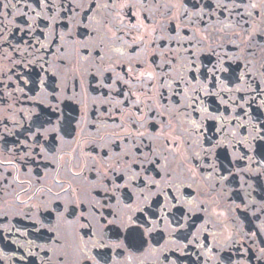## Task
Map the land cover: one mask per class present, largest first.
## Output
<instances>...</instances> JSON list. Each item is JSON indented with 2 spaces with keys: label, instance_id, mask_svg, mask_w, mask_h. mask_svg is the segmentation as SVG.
<instances>
[{
  "label": "flooded vegetation",
  "instance_id": "obj_1",
  "mask_svg": "<svg viewBox=\"0 0 264 264\" xmlns=\"http://www.w3.org/2000/svg\"><path fill=\"white\" fill-rule=\"evenodd\" d=\"M104 2L97 0V5H103ZM127 2L134 5L133 12L139 13L137 0ZM160 2L164 8L159 13L155 7L149 12L152 23H141L138 28L141 36L145 29L154 35L157 46L153 48L148 40H144L138 54L119 56L110 52V41L105 37L103 28L95 23L96 9L88 13L87 21L83 19L90 0H0V264H46L49 260L51 264H57V254L64 249L55 244L56 237L51 232L36 223L42 221L43 216L37 211L26 214V209L37 206L40 213L46 215L45 210L52 197L41 189L48 186L53 191L59 190V186L54 183L56 169L46 165L62 162L64 168L59 179L71 181L73 186L79 185L80 199L86 205L92 199L101 200L103 186L99 178L85 183L84 177L74 179L71 175L78 173L82 164L76 141L85 119V109L87 118L94 120L100 131L108 129L120 133V121L125 124L124 131H129L130 118L137 115L132 107L139 101L146 103L148 98L144 93L148 91L152 92L150 107L157 110L155 119L163 124L159 113L164 112L173 124L172 128L164 125V133H171L175 129L174 135L181 138L177 150L179 154H170L167 160L168 167L174 170L172 193L163 191L168 183L163 166H157L161 173L160 195L147 193L153 208L157 207L154 202L163 197L169 212L164 223L159 226L160 230L146 237L148 242L142 248L129 246L123 236L117 239L118 233L108 226L104 243L112 246L110 264H227V256L231 257V264H264V39L254 35L256 32L264 33V6L259 9L260 17L249 18L247 32L242 31L243 22L241 27L225 32L217 24L221 17L216 5L226 0H191L199 5L195 11H204L207 26L202 28L199 23L189 25L192 38L196 41L192 45L196 56L195 69L190 71L189 58L180 43L184 33L180 30L182 26L179 20L176 21L177 31L174 34L177 43L159 46L162 38L171 40L173 35L169 30L171 16L164 9L169 3H175V0ZM250 2L264 5V0ZM232 7L233 4L228 3V8ZM118 11L127 24L124 15L127 9ZM244 11L252 10L245 6ZM212 14H216V20H209ZM172 15H176L175 8ZM137 19H141L139 15ZM153 28L158 29L154 34ZM93 30L95 36L92 35ZM248 33H253L250 45ZM230 37L239 46L236 51H232L228 45L217 47ZM101 40L105 47L101 49L100 64H96L93 49ZM85 44L90 49L86 59L82 52ZM246 46H250L253 53H245ZM121 47L126 50V44ZM213 49L217 55L213 54ZM168 51L176 56L177 62L168 69L171 78L163 81L165 104L159 95L162 90L159 78L164 73H154L157 80L151 89L149 86L152 82L147 74L142 73L155 67L151 63L155 58L153 52L158 57L156 65H160L164 62V53ZM61 59L65 61L63 65ZM137 61L142 62L144 67L136 68ZM221 62L223 66L229 67L228 73L223 76L230 79H222L219 70L213 71L214 68H220ZM126 69L132 71L125 75ZM192 72H195V80L190 79ZM109 75L113 82L107 80ZM74 78L79 81V91L75 88ZM118 78L126 80L127 84L115 83ZM226 85L230 91L224 90ZM141 88L144 92H141ZM196 90L199 91V100L195 105L199 118L191 108L188 112L178 111L191 104ZM176 99L179 100L178 104L174 102ZM124 101H127V106ZM77 103L79 109L74 111ZM140 107L143 109L144 104L141 103ZM117 108L121 110L119 114ZM93 110L94 117L91 115ZM174 112L177 120L172 122ZM42 113L51 119V123H46L40 129L49 137L47 144L41 143L45 149L41 153L43 159L36 157L35 164H28V170H24L14 152L19 146L16 141H31L38 125L37 117ZM64 117L73 118L76 126V136L72 139L62 138L63 133L59 131ZM193 119L201 125L198 133L190 132V121ZM185 121L189 122L187 129L182 127ZM51 129H57L54 140L49 135ZM185 138L192 141L191 147L184 143ZM111 139L106 140L105 144L108 145L109 155L114 158ZM53 144L56 146L55 153L48 150ZM162 145V137L153 139L154 148ZM82 147L88 148L87 142ZM202 147L210 149L207 164L212 166L211 171L200 170L206 167L203 161L195 165L191 160L192 154L204 156ZM120 148L121 155L128 151L135 156L131 151V140L127 144L122 141ZM89 154L95 157L97 171L103 176L97 152L89 150ZM92 163L89 160V166ZM106 163H112V160H106ZM193 168L194 172H190L189 169ZM149 176H155V172L149 173ZM217 183L219 187H216ZM92 187H99L101 195L89 196ZM130 192L133 209L148 202L139 198L136 188H131ZM171 194H175V202L169 198ZM45 196L47 199H43ZM189 200L193 201L192 205L187 203ZM62 202L67 203L66 200ZM201 202L204 204L203 210L200 209ZM181 205L185 212L189 207L192 208L190 219L185 220L177 211ZM127 215V209H122L119 223L126 222ZM178 218L185 227L177 232L174 228ZM108 219L113 217L109 216ZM209 223L211 227L207 229L205 241L204 229ZM188 225L194 226L189 228ZM47 226L52 227V223ZM59 227L61 237H66L65 242L71 246L73 228L65 226L63 222ZM37 228L40 230L37 231ZM120 231L123 232L122 227ZM94 232L96 235L90 239L87 250L89 255L93 254L91 245L100 240L99 225L94 228ZM205 243L217 250L208 251V248L201 247ZM118 244L124 247L117 249ZM245 248L250 251L246 252ZM45 250L47 256L44 255ZM118 250L123 254L117 256ZM97 251L104 252L107 249L98 248ZM76 259L77 255L70 256L66 258L65 264H71Z\"/></svg>",
  "mask_w": 264,
  "mask_h": 264
},
{
  "label": "snow or ice",
  "instance_id": "obj_2",
  "mask_svg": "<svg viewBox=\"0 0 264 264\" xmlns=\"http://www.w3.org/2000/svg\"><path fill=\"white\" fill-rule=\"evenodd\" d=\"M137 3L140 5L139 13L132 11L134 5L128 3L127 0H105L103 5H97V0H90L89 6L85 11L83 19L87 21L88 13H91L93 9H96L95 12V23L98 24L104 30L105 37L110 41L109 50L110 52L119 55V56H132L138 54L140 51L141 44L144 43V40H148L151 47L155 48L157 42L154 35H150L148 30L145 29L142 36L138 34V28L140 24H151L152 18L149 16V12L155 7L156 12L159 13L161 8H164V5L161 4L160 0H137ZM228 3H232L233 7L228 8ZM245 6L250 8L252 11L245 12ZM264 5H259L257 3L250 2V0H226L224 3L216 5V8L219 10V16L221 19L217 20V24L222 27V31L227 32L229 29H234L235 27H241V22H243L242 31L247 32V28L250 27L249 18L252 16L260 17V7ZM176 9V15H172L173 9ZM183 9L182 11L180 9ZM199 8V5L192 3L191 0H175V3H169L164 9L166 13L171 16L169 21L170 32L173 33L171 40L161 39L159 44L160 47H164L167 44H175L176 37L175 32L177 31L176 21L179 20L181 23V31L184 33L183 41L180 43L184 48V52L187 54L188 67L189 70L195 69V59L196 56L192 50V45L196 41L192 38V33L189 25H195L199 23L202 28L207 26V23L204 19V11H195ZM103 9V12L101 11ZM127 9L124 15L127 17V24L124 23V18L119 15V11ZM191 9V14H190ZM141 18L137 19V16ZM209 20H216V14L209 16ZM187 21V23H185ZM235 21V23H233ZM157 28L152 29V33L157 32ZM92 35L95 36L96 32L93 30ZM255 36L264 39V33L256 32ZM253 33H248V44H251V39ZM126 44V50L121 45ZM225 45L230 46L232 51L238 49V45H235L231 37L227 40L222 41L221 44L217 47H224ZM105 47L104 41L101 40L99 44L93 49L95 63L100 64L101 60V49ZM90 49L87 44L82 46V52L85 54V59ZM245 53H253V49L250 46H246L244 49ZM213 54L217 55L215 49H213ZM152 56L155 57L151 60V63L155 65L149 70H145L150 83V89L155 87V81L157 77L154 76L155 72H163L164 76L159 78V83L161 85V91L159 93L160 99L163 103H167L164 100L166 91L163 90V81L164 79H170V73L168 69H171L173 64H175L176 56L171 52L164 53V62L160 65H156V56L155 52L152 53ZM219 59V56H218ZM239 59V57L237 58ZM60 63L63 65L65 61L60 60ZM136 68H143L144 64L137 61ZM219 70L222 73V79H230L229 77H224V73H228L229 67L221 66L219 69L214 68V72ZM110 71V69L108 70ZM132 69H126L125 75H128ZM247 71V70H246ZM93 77L95 74L92 73ZM191 80H195V72H192ZM75 80V78H74ZM109 82L112 81V77L109 75L107 77ZM215 81V75H213V82ZM124 83L127 84V81H122L118 78L115 83ZM179 83V82H177ZM107 87V85H105ZM75 88L79 91V81L75 80ZM141 92H144V89H140ZM225 91H230L231 89L226 85ZM69 92L72 89H68ZM180 91H183L180 89ZM107 94V93H105ZM147 96V102L139 101L136 105L132 107V110L137 115L130 118V123L128 124L129 131H124L125 124L123 121L119 122V127L121 128L120 133L112 132L108 129L100 131L97 127V124L94 120L88 119V112L85 109L84 116L85 119L82 121V127L80 135L77 137V147L80 149V160L82 164L80 165V171L78 173H71L74 179L79 177H84L85 183H90L96 181L99 178L100 184L103 186V198L101 200L92 199L86 205L85 201L80 199L81 188L79 185L73 186L71 181H64L59 179L60 173L64 168L62 162L49 163L46 166H51L56 169V179L54 183L59 186L58 191H53L52 188L44 186L41 191L46 193L47 196L52 197V201L47 207L46 215L40 213V210L37 206H32L26 209V214H30L33 211L43 216L42 221H37L41 227L45 228V231L51 232L53 236L56 237L55 244L60 246L64 251L57 254V264H65L66 258L77 255L78 259L71 262V264H110L111 261V245H106L104 243V236L106 235V229L108 226L118 233L117 239L121 236L129 242V246L142 248L148 240L146 237H150L153 232L159 231V226L164 223L165 218L168 216L169 209L164 205L163 197L159 200H156L154 203L157 207L153 208L152 203L148 201L147 193H150L152 196H159V177L160 170L157 166H163L165 168V176L167 177L168 183H166L163 191L167 193H172V179L174 176V170L168 167L167 160L170 154H179L178 149L180 147L181 138L174 135L175 129L173 132L165 134L163 127L167 125L169 128H172L173 124L169 122V116L164 112H160L161 122H158L155 117L157 115V110L153 107H150L152 104V92L148 91L144 93ZM212 95L213 93H208ZM136 99L135 97H132ZM55 99V97H53ZM199 100V91L196 90V95L191 98V104L187 105L178 111L188 112V109L191 108L193 112L197 113V118H199L198 110L195 105ZM175 103H179V100L176 99ZM127 106V101L123 102ZM144 104V108L141 109L140 104ZM79 103H77V108L74 111H78ZM107 111V109H105ZM117 114L120 113V109L117 108ZM207 112V109H205ZM95 116V111L91 113ZM177 120L176 113H172L171 121L175 122ZM38 125L36 131L33 133V137L30 142L21 143L16 141L17 148L14 149L16 154V159L20 165L24 167V170H28V164H35V158L39 157L43 159L41 153L45 151L41 147L43 141L44 144H47L48 136H45L40 129L44 127L46 123H51V119L46 114H40L37 117ZM188 121H185L182 124V127L188 128ZM191 133H198L201 130V125L196 122V119L190 121ZM143 129V130H142ZM57 129H51L49 135L52 139H55V133ZM63 133V137L72 139L73 136H76V126L73 123V118H62L61 127L59 129ZM85 131L87 134H85ZM219 131V130H218ZM99 132V135L96 133ZM163 138V145L156 148L153 147V139ZM111 139V147L114 150V158L109 155L108 145L105 144V141ZM27 140V138H26ZM131 140L133 148L132 152L135 153L133 157L128 151L123 152L121 155L120 144L123 141L127 144ZM139 141V143H138ZM87 142L88 148L82 147ZM184 143L191 147L192 141L188 138L184 139ZM5 150L7 146L5 145ZM51 153H55L56 146L55 144L51 145L48 149ZM90 152H97L100 157L101 167L103 168V176L99 175L97 171V163L95 157H92L89 154ZM204 152L203 157H198L197 154L191 155V160L195 165H200L203 161L206 167H201V171H211L212 166L207 164L208 153L210 149L208 147H202ZM23 152L24 155H20ZM89 160H92L93 163L89 166ZM106 160H112V163H106ZM150 165V166H145ZM190 172H194L193 169H189ZM155 172V176H149V173ZM108 173L112 175L109 176ZM10 174V173H9ZM227 179V177H224ZM136 188L139 192V198L143 201H148L143 206L138 205L135 209L132 208V199L133 196L130 192L131 188ZM190 187V186H187ZM216 187H219V184H216ZM89 196L95 197L100 196L101 191L99 187H92L89 191ZM119 194V196H118ZM191 195V193H189ZM47 196L43 199H47ZM173 202L176 201L175 194H171L169 197ZM66 200L67 203L62 202ZM189 205L193 204V201H187ZM204 204L200 203V209L203 210ZM122 209H127L128 215L126 217V222L119 223L121 221L120 211ZM177 211H179L182 217L185 220L191 218L192 208L189 207L185 212L183 206H178ZM87 213V214H86ZM138 213V214H137ZM111 216L113 219H108ZM55 221V223H53ZM95 221V223H94ZM47 222V223H45ZM67 227L73 228V243L69 246L65 238L61 237L60 233V223ZM172 221H170L171 223ZM52 223V227H48L47 224ZM235 223V221H233ZM156 225L154 228L153 225ZM99 225V231L101 233L100 240L98 243H93L91 245L92 255L88 254V246L90 239L96 235L94 228ZM194 225H188V227H193ZM121 227L123 232L120 231ZM185 225L180 223V219L175 220L174 231H180L181 228ZM211 227V224L205 225V241H207V229ZM37 231L40 229L37 228ZM188 234H191L190 232ZM26 235V234H25ZM252 235H256L253 233ZM45 239H51V237H45ZM198 242V238H197ZM124 246L118 244L117 249H122ZM187 247V244L185 245ZM201 247L208 248V251H215L208 246L207 243L201 245ZM98 248H105L107 251L101 252L97 251ZM245 251H250V249L245 248ZM264 251V249H262ZM122 251H117L116 255H122ZM44 255L47 256V250L44 251ZM167 257H165L166 259ZM227 264H231V257H225ZM46 264H51V261H47Z\"/></svg>",
  "mask_w": 264,
  "mask_h": 264
}]
</instances>
